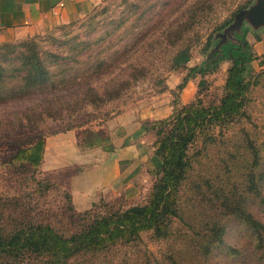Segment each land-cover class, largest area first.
Returning a JSON list of instances; mask_svg holds the SVG:
<instances>
[{"label":"rangeland","instance_id":"374dc122","mask_svg":"<svg viewBox=\"0 0 264 264\" xmlns=\"http://www.w3.org/2000/svg\"><path fill=\"white\" fill-rule=\"evenodd\" d=\"M258 1L85 0L68 21L0 42L5 79L0 126L6 129L0 135V227L9 232L16 221L31 222L69 236L82 228L85 213L143 205L156 170L132 199L98 198L90 188L94 202L83 209L74 204L72 189L86 178L89 186L100 184L92 163L120 145L126 130L138 128L152 146L155 137L144 129L146 123L166 119L198 97L205 105L218 101L231 62L219 63L203 78L189 69L206 59L211 49L204 46L216 28ZM245 25L256 57L251 67L259 73L248 93L246 116L217 127L211 142L199 139L190 147L192 167L177 195L180 218L173 220L170 235L156 240L144 232L138 242L77 256L68 264H263L264 25ZM185 47L189 63L172 69L171 59ZM37 59L53 73L47 85L30 88L21 100H6L7 91L20 85L16 77L24 75V64ZM106 92L116 94L109 99ZM93 94L98 96L91 102ZM29 110L42 112V122L17 126L16 119ZM39 136L45 138L43 164L33 170L14 163L18 150ZM247 217L261 226L252 227ZM43 261L27 257L17 264Z\"/></svg>","mask_w":264,"mask_h":264},{"label":"trees","instance_id":"16d2710c","mask_svg":"<svg viewBox=\"0 0 264 264\" xmlns=\"http://www.w3.org/2000/svg\"><path fill=\"white\" fill-rule=\"evenodd\" d=\"M232 20L229 19L207 37L204 50L211 51L199 67L189 69L192 76L203 78L214 72L219 63L226 60L231 62L218 101L205 105L198 97L190 104L176 107L168 118L144 125L146 131L153 132L155 141L152 146L155 156L161 161L160 167L154 172V184L148 200L143 205L103 214L85 213L82 215V228L69 236L59 234L50 226L31 222L16 221L9 232L0 227V264H17L27 257L43 258L45 261L41 264H68L69 260L77 256L105 252L118 244L138 242L144 232L151 233L156 240H165L170 235L173 220L180 218L177 195L192 167L188 154L190 147L199 139L211 142L217 127L222 128L246 116L248 93L259 76L251 67L256 57L245 38L248 33L245 23L226 34L224 32L233 23ZM221 30L224 31L220 35L224 36H214ZM189 61V48H181L171 59L172 69L185 68ZM3 71L0 66V100H5ZM24 72V75L22 73L16 77L20 78V85L7 91L6 100L25 98L30 88L47 85L53 75L38 59L30 65L24 64ZM188 77L178 88L183 87ZM204 85L203 80L198 83L200 92L205 90ZM119 86V83L114 85ZM115 94L106 92L104 96L110 99ZM97 96L90 95L89 101L94 102ZM28 113L16 119L17 126L21 127L25 123L31 128L42 122V112L37 110L33 113L29 110ZM4 127L0 126V135L5 134ZM11 127L14 128L13 123ZM249 146L251 153L256 156L255 147ZM44 150L45 138L39 136L30 146L18 150L14 163L35 170L43 164ZM247 218L252 227L260 225ZM262 257L264 264V250Z\"/></svg>","mask_w":264,"mask_h":264},{"label":"crops","instance_id":"0c3cea01","mask_svg":"<svg viewBox=\"0 0 264 264\" xmlns=\"http://www.w3.org/2000/svg\"><path fill=\"white\" fill-rule=\"evenodd\" d=\"M82 6H85V0H0V42L68 21ZM137 129L126 130V138L120 136L118 139L120 145L114 144L111 153L98 156L92 163L100 184L89 186L90 180L87 178L85 184L76 183L72 189L74 204L87 208L94 202L93 193L98 198L110 195L124 196L126 199L136 198L141 193L139 186L147 185L145 183L152 171L160 167L161 161L155 156L154 148L144 143L143 134ZM90 188L92 195L88 193ZM79 193L83 197L77 200Z\"/></svg>","mask_w":264,"mask_h":264},{"label":"water","instance_id":"95a60500","mask_svg":"<svg viewBox=\"0 0 264 264\" xmlns=\"http://www.w3.org/2000/svg\"><path fill=\"white\" fill-rule=\"evenodd\" d=\"M245 22H251L255 26L264 25V0H259L255 6L248 10H241L238 12L233 23L225 29V34L231 30L237 29ZM220 36L224 35L222 34Z\"/></svg>","mask_w":264,"mask_h":264}]
</instances>
